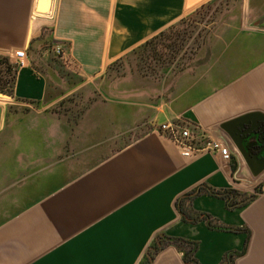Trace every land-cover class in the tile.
<instances>
[{"label": "crops", "instance_id": "obj_1", "mask_svg": "<svg viewBox=\"0 0 264 264\" xmlns=\"http://www.w3.org/2000/svg\"><path fill=\"white\" fill-rule=\"evenodd\" d=\"M48 1L0 0V54L28 55L13 93L0 96V264H141L160 234L196 241L200 264L231 250L243 251L235 264H264V146L239 134L264 116V0ZM187 16L202 19L200 30L160 80L126 78L114 97L64 110L66 96L94 89L113 62ZM45 28L78 69L68 89L55 90L29 55ZM166 121L223 140L230 158L183 156L153 128ZM261 183L235 208L204 191L186 200L242 230L185 221L177 207L200 185L253 192ZM151 264L189 263L167 244Z\"/></svg>", "mask_w": 264, "mask_h": 264}, {"label": "rangeland", "instance_id": "obj_2", "mask_svg": "<svg viewBox=\"0 0 264 264\" xmlns=\"http://www.w3.org/2000/svg\"><path fill=\"white\" fill-rule=\"evenodd\" d=\"M41 2L48 3L49 1L39 0V6ZM196 20L201 21L202 19L187 16L179 20L175 25L153 36L127 55L113 62L103 77H98L93 81L94 89L88 87L85 92L75 91L66 96L68 104L64 110L77 114L93 99L114 97L118 87L125 84L126 78H130L131 82L138 80L141 83L144 76L146 77L145 81L156 83L165 72L173 70L189 54L191 44L200 30ZM51 36V28L43 29L42 35L32 45V49L30 48L32 52L29 55L34 66L51 79L55 90L58 88L65 90L77 80L74 74L78 69L69 58L59 55L62 52L57 53V47L52 44ZM60 48L62 47L60 46ZM150 77L154 81L149 79ZM3 98L0 97V102L3 101ZM136 128L123 135L121 139L110 142V148L113 149L112 147L115 148L134 137L141 130L140 126H136Z\"/></svg>", "mask_w": 264, "mask_h": 264}, {"label": "trees", "instance_id": "obj_3", "mask_svg": "<svg viewBox=\"0 0 264 264\" xmlns=\"http://www.w3.org/2000/svg\"><path fill=\"white\" fill-rule=\"evenodd\" d=\"M31 43L30 48L32 49ZM30 49V50H31ZM110 66L108 67V69ZM18 72V66L15 62H13L8 55L0 54V91L12 94L13 87L16 81V76ZM262 183L258 184L254 188V192H244L235 188H223L216 189L206 185H200L197 189L192 192L185 194L181 199L177 202V207L182 215L183 220L188 222H196L199 220H205L209 227L216 229H226V230H240L239 227H233L229 225L222 224L216 221L211 214L207 212H202L195 210L191 205L189 206L186 200L190 197L192 193L199 192H207L213 194L215 196L222 197L226 200V204L228 208H235L241 205L246 204L248 201L252 200L256 194L262 191ZM242 230V229H241ZM167 244H176L183 251V258L185 262L189 264H200L195 256V252L197 249V242L184 238V237H175L169 236L166 234H160L156 236L145 253V257L141 264H151L155 255L161 251L164 246ZM243 251L231 250L228 251L221 264H235L234 258L235 256L241 254Z\"/></svg>", "mask_w": 264, "mask_h": 264}, {"label": "built area", "instance_id": "obj_4", "mask_svg": "<svg viewBox=\"0 0 264 264\" xmlns=\"http://www.w3.org/2000/svg\"><path fill=\"white\" fill-rule=\"evenodd\" d=\"M57 53H61L60 47L56 48ZM15 63L18 67H23L28 60L25 49L15 52ZM162 135L172 140L181 150L185 157H194L200 153H219L223 158H230L229 146L220 139L214 138L209 133L200 128H192L182 121H166L153 127Z\"/></svg>", "mask_w": 264, "mask_h": 264}, {"label": "water", "instance_id": "obj_5", "mask_svg": "<svg viewBox=\"0 0 264 264\" xmlns=\"http://www.w3.org/2000/svg\"><path fill=\"white\" fill-rule=\"evenodd\" d=\"M4 95H6V94L0 92V96H4ZM1 116H2V107L0 106V119H1ZM256 124L251 123L250 125H245L239 134L241 137H250V136L253 137V136H255V138H256V136H257L258 139L260 138L259 140H260V142H262V145L264 146V116H260L259 122L257 125ZM236 143L240 147L241 141L238 140ZM259 147H260V145H259ZM263 150H264V148H263Z\"/></svg>", "mask_w": 264, "mask_h": 264}, {"label": "bare ground", "instance_id": "obj_6", "mask_svg": "<svg viewBox=\"0 0 264 264\" xmlns=\"http://www.w3.org/2000/svg\"><path fill=\"white\" fill-rule=\"evenodd\" d=\"M47 4H48L47 2H45V3H42V2H41L39 7L44 8V7L47 6Z\"/></svg>", "mask_w": 264, "mask_h": 264}]
</instances>
